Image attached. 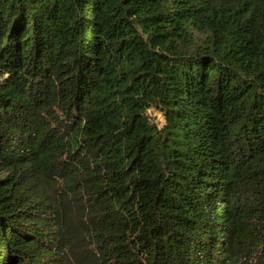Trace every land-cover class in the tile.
Listing matches in <instances>:
<instances>
[{
	"label": "trees",
	"instance_id": "trees-1",
	"mask_svg": "<svg viewBox=\"0 0 264 264\" xmlns=\"http://www.w3.org/2000/svg\"><path fill=\"white\" fill-rule=\"evenodd\" d=\"M0 264H264V0H0Z\"/></svg>",
	"mask_w": 264,
	"mask_h": 264
},
{
	"label": "built area",
	"instance_id": "built-area-1",
	"mask_svg": "<svg viewBox=\"0 0 264 264\" xmlns=\"http://www.w3.org/2000/svg\"><path fill=\"white\" fill-rule=\"evenodd\" d=\"M153 114L156 115V116H160L159 112H153ZM160 118H161V116H160Z\"/></svg>",
	"mask_w": 264,
	"mask_h": 264
},
{
	"label": "rangeland",
	"instance_id": "rangeland-1",
	"mask_svg": "<svg viewBox=\"0 0 264 264\" xmlns=\"http://www.w3.org/2000/svg\"><path fill=\"white\" fill-rule=\"evenodd\" d=\"M152 115L154 116V114L152 113ZM159 120L161 121L162 118H160V116H158Z\"/></svg>",
	"mask_w": 264,
	"mask_h": 264
}]
</instances>
